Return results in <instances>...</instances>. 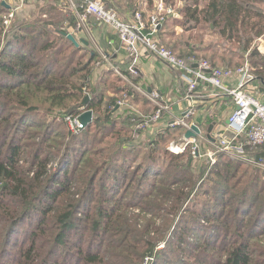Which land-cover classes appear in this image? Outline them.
Instances as JSON below:
<instances>
[{
  "label": "trees",
  "instance_id": "trees-1",
  "mask_svg": "<svg viewBox=\"0 0 264 264\" xmlns=\"http://www.w3.org/2000/svg\"><path fill=\"white\" fill-rule=\"evenodd\" d=\"M3 1L0 264H144L147 257H154L150 264H264V169L224 154L195 168L188 152L165 145L180 129L135 142L143 118L116 109L129 86L114 73L91 85L97 53L63 34L77 27L74 13L48 0L6 29L10 7ZM102 1L123 19L142 6V0ZM181 3L172 24L201 31L202 45L185 52L187 42L178 41V55L200 52L224 70L248 62L264 90V53L255 43L264 37V0ZM167 20L158 29L162 42ZM205 29L222 43L204 44L211 34ZM87 110L92 121L71 130L65 118ZM248 147L251 158L264 162V145Z\"/></svg>",
  "mask_w": 264,
  "mask_h": 264
},
{
  "label": "built area",
  "instance_id": "built-area-1",
  "mask_svg": "<svg viewBox=\"0 0 264 264\" xmlns=\"http://www.w3.org/2000/svg\"><path fill=\"white\" fill-rule=\"evenodd\" d=\"M25 0H17L8 14L4 16V25L6 29L11 25L14 14ZM68 3L74 4L73 0H67ZM85 5L84 11L78 12L79 18L85 20L87 15H94L97 20L104 25L113 29L122 43L123 49L128 56L133 60L129 71L132 74L136 73L135 63L142 57L155 56L164 61L169 66L175 67L181 71L183 80L187 83L188 98L191 99V94L197 89L200 83H207L230 97L235 105L234 111L227 119V123H216L211 134L214 136V141L210 144L209 151H203L201 145L193 137L185 142L174 145L170 144L168 150L175 154H181L190 147L191 153L195 158H205L211 165L217 163L219 154H224L231 160L249 163L264 169V162L256 161L251 158L245 147L262 146L264 145V101L255 94L252 90L253 84L257 79L254 71L250 68L248 62L235 69H220L213 65L212 62L206 59H196L189 57L184 59L174 55L172 50L161 45L157 39L158 29L166 21V15L161 14L164 8L163 0H159V13H154L149 18L144 15L142 10L136 11L129 19H121L118 13L112 9H106L100 0H81ZM77 5V4H76ZM78 7V6H77ZM165 14L177 16V12L171 8H166ZM80 30L81 28H77ZM108 66L112 70L117 67L109 63ZM117 72L119 69L116 70ZM121 72V71H120ZM121 78L126 79L125 75L121 74ZM237 77L239 83L236 86L226 85L225 80ZM131 84V83H130ZM133 85V84H131ZM142 93L157 106L152 117H144L135 107H129L126 110L127 115H132L137 118H143L136 126L137 129L146 130L151 121H157L161 118L163 111H168V107L159 103L157 100V92ZM124 98L119 104H122ZM122 110V112H123ZM194 115V111L190 108L184 116L174 117L170 123L171 127L182 126L185 130L191 129L194 123H191L189 118ZM67 116L70 128L73 131H79L85 125L82 124L78 117ZM139 138V136H136Z\"/></svg>",
  "mask_w": 264,
  "mask_h": 264
},
{
  "label": "crops",
  "instance_id": "crops-1",
  "mask_svg": "<svg viewBox=\"0 0 264 264\" xmlns=\"http://www.w3.org/2000/svg\"><path fill=\"white\" fill-rule=\"evenodd\" d=\"M38 1L43 0H28L31 6H36V4H38ZM45 1L46 0H44L43 3ZM3 2L9 5L8 7L12 5L11 0H4ZM14 3L15 0H13V4ZM58 3L60 4L61 2ZM141 5V10L146 15V11H148L147 0H142ZM172 18L173 17H170V20H167L170 21L171 24L173 21ZM162 26L160 29H162ZM173 27L175 28L170 27L166 29V27L164 26V34H161V36L164 39H167L169 35H174L175 37L179 35L180 41L187 42V45L184 46L185 52L187 50L194 49L193 43H189L188 39L183 38L186 36V34H190L192 32H195L196 30L185 29L184 27H182V25H173ZM74 29L75 28H72V31H74V35L76 36V38L84 39L83 34L81 32H77V30ZM93 31L95 33L96 41L111 56L113 60L112 65L118 67L119 69L121 67V72L126 75L128 74L133 80L130 81V83L133 85L126 83L129 86L131 94L129 96H127V94H124L121 97V99L124 98V101L127 102L126 108L135 107L144 117H152L157 106L142 93V90L149 93L157 91L158 102L170 107L168 111H165L162 114L159 120L151 121L150 126L146 130H144L147 132L148 136H150L153 132L154 134H159L162 131L177 129L182 130L184 132L182 133L185 136V132L187 130H185L182 126L171 127L170 123L174 117H183L190 108H192V110L194 111V115L189 118L190 122L197 124L202 131H204V127L209 129V126L211 124L209 120L214 119L215 117L218 119L216 121H213L215 122V125L216 123H227V119L235 109V105L231 101L230 97L215 89L211 85L203 82L200 83L194 93L191 94L192 100H190L187 93L188 85L183 80L181 71L175 67L169 66L164 61L155 56L140 58L139 61L135 63L136 73L130 74L129 66L132 65L133 60L123 49L120 38L118 37L116 32L109 26L103 24L101 25L100 23L93 24ZM166 32L168 33L165 34ZM157 36L160 40L159 34ZM208 36L209 35H207V37ZM130 59L131 64L127 65L126 63ZM111 70L112 68L110 66L104 67V70L100 72L101 80H103L109 73H113V71ZM124 80L125 79H123V81ZM225 83L229 86H236L239 83V79L237 77L226 79ZM109 94H113V92L109 91ZM117 107L120 109L118 113L124 114L122 110L126 108L121 107L120 105H117L116 109Z\"/></svg>",
  "mask_w": 264,
  "mask_h": 264
},
{
  "label": "rangeland",
  "instance_id": "rangeland-1",
  "mask_svg": "<svg viewBox=\"0 0 264 264\" xmlns=\"http://www.w3.org/2000/svg\"><path fill=\"white\" fill-rule=\"evenodd\" d=\"M16 1L17 0H15V3H16ZM44 1V0H43ZM43 1H38V4H36V6L34 5V6H31V4L28 2V0H25L24 1V4L23 5H21L20 6V8L19 9H17V11L15 12V14H14V18H13V20L14 21H17V22H19V21H21V20H25V19H27V18H29V17H31L32 15H33V13L34 12H38V10H39V8H38V6L39 5H42V4H46L47 2V0L43 3ZM74 1V4H72V3H68V1L67 0H62L61 1V4L62 5H65V6H62V7H65V8H68L69 10H71V12L72 13H74V15H75V19H76V22H77V27L76 28H81L79 31H78V29H74V30H77V32H81L82 34H83V37H84V39H86L87 41H88V49H89V51H94V52H96L97 53V60L94 62V64H93V66H94V70H93V77H92V79L90 80V83H91V85H93V86H96V84L97 85H99V83L100 82H102V80H101V76H100V72L101 71H103L104 70V67H108V64L109 63H112V58H111V56L102 48V46L101 45H99V43L96 41V37H95V33H94V31H93V24L94 23H100L101 25L103 24L102 22H100L99 20H97V18L94 16V15H91V14H89V15H87V17H86V19L85 20H82L81 18H79V16H78V12H81V10L77 7L78 6V1L77 0H73ZM102 3H103V5L105 6V4H104V2L102 1V0H100ZM181 1L182 0H176L175 1V4L174 5H172V4H167V2H166V0H163V5L166 7V8H169L170 6H171V8H173V10L174 11H176L177 12V16L176 17H180L182 14H179V12H178V8L179 7H181V5H183L182 3H181ZM158 2H159V0H153V2H151V3H149V1L147 0V3H148V11H146V16L149 18L151 15H153L154 13H159L160 11H159V5H158ZM14 3V4H15ZM11 7L14 5L13 4V0H11ZM77 4V5H76ZM201 6H203L202 4H201ZM12 8H14V7H12ZM12 8H9V10H8V13H9V11L12 9ZM106 8V7H105ZM166 8H164V10L162 11V13L161 14H164V15H166V20L167 19H169L170 17H172V14H165L164 12H165V10H166ZM106 9H109V8H106ZM7 13V14H8ZM6 15V14H5ZM4 15V16H5ZM120 17V16H119ZM122 20H123V18L122 17H120ZM95 19V20H94ZM170 20V19H169ZM13 21V22H14ZM168 22H170V21H168ZM171 23V22H170ZM92 24V25H91ZM70 25V22L69 21H67L66 22V26H69ZM104 25V24H103ZM172 24H170L168 27H170ZM171 28H175V27H173V25L171 26ZM204 30V29H203ZM205 31L207 32V33H211V34H207V35H209L208 37H207V35L205 36V37H203V41H204V44L205 43H209V41H211V42H213V43H215L217 40H218V35H216V34H214V33H212V31H210L209 29H205ZM204 31V32H205ZM201 32V31H200ZM200 32H192V33H190V34H186V36L183 38V39H189V38H192L193 37V39L191 40L192 41V43L193 44H198V42H199V46H201L202 45V42H200V39L202 40V38L200 37V39H199V35H200ZM72 34H74V31H72ZM157 35H158V32H157ZM179 35L177 36V37H175L174 35H169L168 37H167V39H164V42H162V41H160L159 40V38H158V36H157V39H158V41H159V43L161 44V45H163V46H165L166 48H168V49H170V50H172V52L174 53V55L175 56H177V57H181V56H179L178 54H180L181 55V51H183L182 49H181V47H176L175 46V43L176 42H178V41H180L179 40ZM209 39H211V40H209ZM78 41H80V39H78ZM218 42L219 43H222L220 40H218ZM217 43V42H216ZM255 43H257L258 44V48L260 49V51L262 52V53H264V37H262V38H259L258 40H256V42ZM80 44H83V45H86L85 43H83V42H81L80 41ZM79 44V45H80ZM172 44V45H171ZM228 45V44H227ZM198 46V47H199ZM220 46V45H219ZM235 46H237V44H235ZM176 47V48H175ZM175 50H173V49ZM202 54L200 53V52H198V55L196 56V57H192V58H196L197 60L198 59H206V60H208V61H210V62H213L211 59H210V57H206V56H204V57H202L201 56ZM182 58H184V57H182ZM184 59H188V58H184ZM117 69H119L118 67H117ZM116 69V70H117ZM120 69H121V67H120ZM119 69V70H120ZM116 70H111V71H113V73L115 74V75H117L118 77H121V75L118 73V72H120V71H116ZM121 73V72H120ZM130 74H132L131 72H129ZM122 74V73H121ZM123 75V74H122ZM125 75V77H126V79L124 80V82L125 83H129L130 84V81H133L132 79H131V77L127 74H124ZM255 76H257V74L255 73ZM92 83H96V84H92ZM131 85V84H130ZM257 85H260L259 84V81H258V77H257V79L255 80V82H254V84H253V86H254V88L252 87V90L255 92V94L257 95V96H259L260 97V99L261 100H263L264 101V90H262V89H260V87L259 86H257ZM155 92H157V91H155ZM122 95V94H121ZM120 95V96H121ZM121 101V98L118 100V106L120 105L121 107H124V108H126L127 107V102H125V101H123L122 102V104H119V102ZM163 105H165V104H163ZM165 106H167L168 107V110L170 109V107L168 106V105H165ZM117 109H119L118 107H117ZM127 109V108H126ZM167 111V110H166ZM62 112H64V111H62ZM123 112H124V114H119L120 116H122V115H127V113H126V110H123ZM165 111H163L162 112V114L164 113ZM57 113L58 114H60L61 112L60 111H57ZM162 114H161V116H162ZM68 115V114H67ZM64 117V116H63ZM65 120H66V118H65ZM67 121V120H66ZM68 122V121H67ZM68 124H69V122H68ZM70 125H68V127H69ZM204 127V126H203ZM71 129V128H70ZM72 130V129H71ZM208 129L207 128H205L204 127V131H202L201 132V134H199L197 137H193L196 141H200V142H197V143H199L200 145H201V148H202V150L205 152V151H209L208 149L210 148V144L212 143V142H210V141H214L215 139H214V136H213V134H211V136H212V139L211 138H209L208 137V131H207ZM212 133V132H211ZM183 134V133H182ZM182 134H177V135H175V136H173V138H169V140H168V142L165 144L167 147H169L170 146V144H174V145H177V144H181V143H183V142H185L184 140L186 139L185 137H184V134L182 135ZM136 136H139V138H136ZM143 136H144V138H143ZM158 136H157V134H154V132L150 135V136H148V134H147V132L146 131H139L138 133H136V135L134 136V141L135 142H139V143H144V142H148V141H150V140H154L155 138H157ZM191 147V146H190ZM190 147H188L186 150H185V152H183V153H186V152H188L190 155H191V157H192V161H191V163L193 162V164H194V167L195 168H197L198 166H201V164H209L210 165V163H209V161L207 160V159H205V158H200V157H198V158H195L193 155H192V153H191V148ZM245 150L247 151V152H250V150H252V148L251 147H245ZM52 165V164H51ZM131 213L132 214H141V215H143L142 214V211L140 210V209H131ZM147 217L149 218V217H151V215L150 214H148L147 215ZM140 223H142V220L140 221ZM158 223L160 224V223H162V220L161 219H158ZM158 248V247H157ZM163 248V244H160V246H159V248L158 249H162ZM153 258L154 257H147L146 259H145V262H144V264H150V262L153 260Z\"/></svg>",
  "mask_w": 264,
  "mask_h": 264
},
{
  "label": "water",
  "instance_id": "water-1",
  "mask_svg": "<svg viewBox=\"0 0 264 264\" xmlns=\"http://www.w3.org/2000/svg\"><path fill=\"white\" fill-rule=\"evenodd\" d=\"M3 4L6 5L5 2H3ZM8 7V5H7ZM64 35H66L75 45H79L80 44V41L85 43L86 45L88 44V41L86 39H80V41H78V39L76 38V36L72 33H67V32H63ZM90 99V96H86L84 101H83V104L86 105L88 100ZM79 121L84 124V125H88L92 119H93V111L92 110H87V111H84L79 117H78ZM215 126V122H212L209 126V129H208V137L212 139V136H211V132L213 130ZM202 130L201 128L197 125V124H193L191 129H188L186 132H185V137L187 139L191 138V137H197L199 134H201Z\"/></svg>",
  "mask_w": 264,
  "mask_h": 264
}]
</instances>
